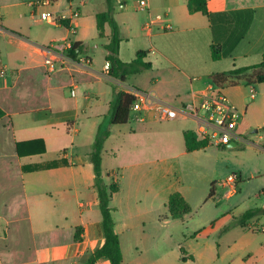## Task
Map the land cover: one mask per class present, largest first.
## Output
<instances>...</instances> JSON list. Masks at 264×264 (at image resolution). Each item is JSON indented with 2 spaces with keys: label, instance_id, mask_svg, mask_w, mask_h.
<instances>
[{
  "label": "crops",
  "instance_id": "0c3cea01",
  "mask_svg": "<svg viewBox=\"0 0 264 264\" xmlns=\"http://www.w3.org/2000/svg\"><path fill=\"white\" fill-rule=\"evenodd\" d=\"M43 1L0 0V107L4 111L0 119V264H86L103 245L91 154L114 86L133 96L136 91L153 93L161 102L182 106L198 104L201 95L218 84L238 112L243 110L237 126L241 140L232 141L235 148L239 141L246 142L243 136L247 130L260 124L259 109L249 115L250 106L243 103L241 93L243 87H249L255 100V85L264 83L255 81L254 69L238 76L228 73L262 60L264 0H207L209 12L221 14L218 24L232 18L218 61L211 57V23L203 14L191 13L188 0H149L144 10H137L134 1L125 8L111 1L122 39L120 59L131 62L142 50L147 52L144 61L152 65L124 82L104 69V46L109 43L111 28L105 24L100 36L96 18L105 11L89 17L97 29L99 42L95 46L104 49V66L96 67L89 55L91 46L82 34L87 23L82 10L85 2L52 0L49 6L36 8ZM43 11H51L56 21L42 20ZM159 14L165 16L162 22L155 19ZM61 21H67L68 26ZM166 24L172 29L166 30ZM74 42L86 47L76 59L67 54L71 48L52 47L63 43L72 47ZM46 57L55 60V71H49ZM221 74L226 80L216 83L214 77ZM155 113L145 109L130 115L129 122L136 120L133 126L127 125L129 122L120 128L110 126L102 166L104 174L110 173L120 185L110 203L115 231L123 264H189L196 262L195 255L180 246L181 253L173 258L169 252L170 230L178 221H185V217L169 215L170 195L178 191L188 202L177 182L171 186L169 171L178 165L177 158L192 153L186 150L184 133L197 132V125L182 116L160 120ZM112 139L116 140L108 148ZM125 139L135 140V144L129 148ZM37 140L44 143L42 153ZM258 148L264 151V147ZM59 160L66 163L48 166ZM222 182V197H234L237 193L228 196ZM217 191L214 185V195ZM263 207L264 203L249 209ZM221 212L218 234L224 235L231 230L223 233L224 228L244 212L232 216L230 211ZM257 219L239 228L250 229ZM214 223L211 230L216 229ZM96 264L110 262L100 259Z\"/></svg>",
  "mask_w": 264,
  "mask_h": 264
},
{
  "label": "rangeland",
  "instance_id": "374dc122",
  "mask_svg": "<svg viewBox=\"0 0 264 264\" xmlns=\"http://www.w3.org/2000/svg\"><path fill=\"white\" fill-rule=\"evenodd\" d=\"M84 1V20L87 22L82 34L85 41L91 46L89 55L96 67L104 66V49L95 44L99 42L95 20L89 22L92 15L106 11V0H80ZM133 0H129L132 3ZM117 8V5H115ZM87 61V60H86ZM128 83H132L128 80ZM257 98L252 100L250 88L243 87L241 96L243 103L250 106L248 113L259 109V126H253L244 134L245 143L238 142L237 148L221 149L215 145L204 151L187 153L177 158V166L171 167L169 177L171 186L179 184L191 205L192 213L185 216V221H178L176 228L170 230L171 241L169 252L171 258L181 253L178 246L188 254L197 257L196 262L189 264H264V214L252 222L250 229L233 227L230 232L220 235L218 226L221 225L222 210L230 211V216L238 215L249 208L261 206L264 203V85L256 84ZM240 113L243 112L239 109ZM110 118L106 115L101 122L109 125ZM100 122V123H101ZM131 120L127 125H135ZM121 125L119 126H127ZM129 128V127H128ZM259 129V132H255ZM112 139L107 145L114 144ZM138 140V139H136ZM128 139H125V142ZM143 141V140H141ZM135 144V140L127 142V147ZM150 152V151H149ZM171 152L172 153H176ZM230 175L238 177L237 194L230 198L222 197L223 190L219 184ZM108 184L115 178H106ZM215 183L218 191L209 197L211 184ZM215 222V230H211ZM254 229V230H253ZM196 235V236H195ZM28 235H25L27 240Z\"/></svg>",
  "mask_w": 264,
  "mask_h": 264
},
{
  "label": "trees",
  "instance_id": "16d2710c",
  "mask_svg": "<svg viewBox=\"0 0 264 264\" xmlns=\"http://www.w3.org/2000/svg\"><path fill=\"white\" fill-rule=\"evenodd\" d=\"M108 9L97 15V29L100 36L103 35L105 24H108L111 28V36L109 43L104 46L106 51L105 61L110 63L109 75L115 79L124 82L127 77L139 74L143 71L151 69L152 65L149 62H145L144 59L147 57L146 51H138L136 59L131 62H124L119 57V49L122 42L120 37L119 26L115 19L113 18V9L111 0H106ZM188 7L191 13H201L208 18L211 23L213 31V42L211 44V57L214 61H218L222 56V45L227 38L229 31L232 26V18L228 17L223 19V24L217 23V16L221 14H214L209 12L207 7V0H188ZM62 25L68 26L67 21H61ZM86 47L81 42H74L71 49L68 51V56L72 59L83 53ZM254 69L253 78L258 83H264V54L262 56L261 62L253 67H245L232 70L229 75L238 76L240 74L246 73L248 70ZM226 80V75H216L214 81L220 83ZM135 101V97L124 90L114 86L113 95L110 102V107L108 111V117L110 118L109 125L106 122H101L98 126L92 150V162L95 174V189L98 195L99 207L102 214V228L104 233V243L99 247L88 259L86 264H96L100 259H107L110 264H123V253L121 249V244L119 236L115 231V222L112 216L113 208L111 207V198L113 194L119 192L120 185L118 180L113 183L108 184L106 178L110 177L111 174H104L103 171V148L106 140L110 136V126H121L129 122L131 115V105ZM4 116V111L0 107V119ZM185 146L187 152H194L198 150L207 149L211 143L208 139L200 138L196 132L187 131L184 133ZM35 142H40L42 148L40 152L45 151L44 143L41 140ZM226 147V146H223ZM60 163L65 164L64 160L51 162L49 167H57ZM33 170L37 168L33 167ZM214 183L211 184L209 197L214 195ZM169 215L174 219H183L185 216L192 213V208L190 204L186 201L185 197L178 191L170 195L168 201ZM264 214L263 208H253L244 212L239 217H236L231 224L226 226L223 233L232 229L233 227H243L246 228L250 221L255 218L260 217ZM79 232V230H77ZM76 240H80L78 236L75 237ZM181 260L186 262V257L182 256Z\"/></svg>",
  "mask_w": 264,
  "mask_h": 264
},
{
  "label": "built area",
  "instance_id": "2783aa9c",
  "mask_svg": "<svg viewBox=\"0 0 264 264\" xmlns=\"http://www.w3.org/2000/svg\"><path fill=\"white\" fill-rule=\"evenodd\" d=\"M121 8L128 5L129 0H111ZM136 2L137 10L148 8L149 0H133ZM52 0H45L36 5V8L49 6ZM40 17L44 21H56L55 15L51 11H43ZM164 15H157V21H163ZM166 30H171L172 27L168 24L164 26ZM57 50L71 48V44H54L52 46ZM45 64L50 72L55 71L56 62L52 57L45 58ZM104 69L106 72L110 70V63L106 62ZM73 97L76 96V89L71 91ZM135 101L131 105V114L139 113L145 109L154 110L156 116L160 120H175L179 116L193 120L197 125V135L202 139H208L210 143L216 146H227L232 141L241 140V136L237 131L238 122L241 118L238 110L230 103L227 96L219 87L214 84L206 92L201 95L198 104H185L175 106L161 102L153 93H145L136 91ZM238 177L230 175L222 184L226 187L227 195L233 196L237 193Z\"/></svg>",
  "mask_w": 264,
  "mask_h": 264
},
{
  "label": "water",
  "instance_id": "95a60500",
  "mask_svg": "<svg viewBox=\"0 0 264 264\" xmlns=\"http://www.w3.org/2000/svg\"><path fill=\"white\" fill-rule=\"evenodd\" d=\"M237 146L236 142H230L227 147L229 148H235Z\"/></svg>",
  "mask_w": 264,
  "mask_h": 264
}]
</instances>
